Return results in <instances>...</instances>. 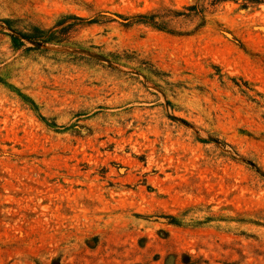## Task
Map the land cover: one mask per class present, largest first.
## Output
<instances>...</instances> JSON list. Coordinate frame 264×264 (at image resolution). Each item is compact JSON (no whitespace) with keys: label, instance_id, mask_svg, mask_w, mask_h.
Here are the masks:
<instances>
[{"label":"rangeland","instance_id":"1","mask_svg":"<svg viewBox=\"0 0 264 264\" xmlns=\"http://www.w3.org/2000/svg\"><path fill=\"white\" fill-rule=\"evenodd\" d=\"M244 4L0 0V264H264V3ZM2 19L67 40L16 49Z\"/></svg>","mask_w":264,"mask_h":264},{"label":"trees","instance_id":"2","mask_svg":"<svg viewBox=\"0 0 264 264\" xmlns=\"http://www.w3.org/2000/svg\"><path fill=\"white\" fill-rule=\"evenodd\" d=\"M220 1H228V0H213V2H220ZM260 4L264 3V0H245V6L248 4ZM198 6L192 5L189 9L197 10ZM180 14V13H178ZM63 19L67 18H75L80 19V17L74 14H65L62 15ZM137 18L139 20H144L142 22L150 23L157 28L164 29V25L157 20V15H138ZM62 19L58 23V26H62L61 29H54V28H45L38 24H34L31 22H26L24 25H19V27L14 25V23H21V20H11V19H2V22L12 29L14 33H8L12 39V45L16 49H22L25 47L26 50L37 49L38 47L28 46V43L38 44V45H47L49 43H63L65 39L64 35H62L65 29H68L67 26H63L65 21ZM96 20H91L90 23H94Z\"/></svg>","mask_w":264,"mask_h":264}]
</instances>
